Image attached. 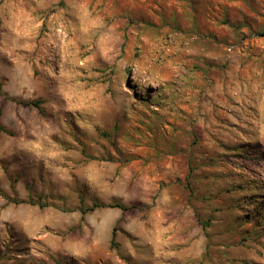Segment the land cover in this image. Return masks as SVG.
Here are the masks:
<instances>
[{
    "label": "rangeland",
    "instance_id": "rangeland-1",
    "mask_svg": "<svg viewBox=\"0 0 264 264\" xmlns=\"http://www.w3.org/2000/svg\"><path fill=\"white\" fill-rule=\"evenodd\" d=\"M263 34L264 0H0V264H106L117 202L169 239L221 168L264 264Z\"/></svg>",
    "mask_w": 264,
    "mask_h": 264
},
{
    "label": "crops",
    "instance_id": "crops-1",
    "mask_svg": "<svg viewBox=\"0 0 264 264\" xmlns=\"http://www.w3.org/2000/svg\"><path fill=\"white\" fill-rule=\"evenodd\" d=\"M239 173L238 169H214L193 180L196 188L191 185L192 190L182 191L180 197L171 195L183 200L175 211L184 214L175 218L174 233L169 239H165V232L162 238L159 234L157 237L153 210L150 218L143 206L134 208V216L130 210L115 208L119 212L114 222L121 228L116 236L124 249L121 256L111 251L115 225L106 215V264H238L239 255L245 254L235 247L239 230L235 215L238 204L246 205L237 199L245 195L240 189L241 182L252 181L239 177ZM145 197L140 195L138 199ZM204 225H208L206 231Z\"/></svg>",
    "mask_w": 264,
    "mask_h": 264
},
{
    "label": "trees",
    "instance_id": "trees-1",
    "mask_svg": "<svg viewBox=\"0 0 264 264\" xmlns=\"http://www.w3.org/2000/svg\"><path fill=\"white\" fill-rule=\"evenodd\" d=\"M264 35V34H263ZM0 91H1V87H0ZM25 105H30V106H34V107H37L38 109H41V102H39V101H36V102H32V103H24ZM0 116H1V112H0ZM2 132H6V133H8L6 130H5V128H3L1 125H0V136H1V133ZM97 207H99V206H97V205H95L94 206V208H97ZM106 207H108V208H117V209H121V210H123V211H127V210H131V209H133V207H131V206H126L125 204H123V203H120V202H117V203H115V204H113V205H108V206H106ZM116 232H117V228H115V230H114V235H113V238H112V247H116V238H117V236H116Z\"/></svg>",
    "mask_w": 264,
    "mask_h": 264
}]
</instances>
